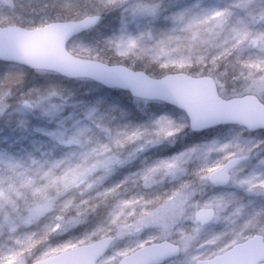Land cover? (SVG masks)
I'll list each match as a JSON object with an SVG mask.
<instances>
[{"label":"clouds","instance_id":"9594fccd","mask_svg":"<svg viewBox=\"0 0 264 264\" xmlns=\"http://www.w3.org/2000/svg\"><path fill=\"white\" fill-rule=\"evenodd\" d=\"M44 262L264 264V0H0V264Z\"/></svg>","mask_w":264,"mask_h":264},{"label":"water","instance_id":"95a60500","mask_svg":"<svg viewBox=\"0 0 264 264\" xmlns=\"http://www.w3.org/2000/svg\"><path fill=\"white\" fill-rule=\"evenodd\" d=\"M33 36L35 39L29 42V46L34 58L44 59L57 55L59 37L55 33H37ZM103 73L114 77L124 76L120 69H104ZM170 87L175 90L176 98L192 112L199 111L204 113L217 103V101L213 102V96L209 87L203 83L181 81L176 82ZM236 103L241 108L247 109L251 107V105L245 101H238Z\"/></svg>","mask_w":264,"mask_h":264},{"label":"snow or ice","instance_id":"6c2138e0","mask_svg":"<svg viewBox=\"0 0 264 264\" xmlns=\"http://www.w3.org/2000/svg\"><path fill=\"white\" fill-rule=\"evenodd\" d=\"M217 15H219V13H217ZM23 39L25 40V54H26V56H28L29 58L36 59L33 57L32 52H31V48L29 46V42L34 40L35 37L33 35H31V36L25 37ZM56 56L62 59V57L60 56V41H58V52H57ZM108 71H111V70H108ZM121 72L124 74V70H121ZM212 100H213V102H216L214 100V98H212ZM193 114H194V116H200L202 113L199 111H193ZM44 264H48V262H44Z\"/></svg>","mask_w":264,"mask_h":264},{"label":"rangeland","instance_id":"374dc122","mask_svg":"<svg viewBox=\"0 0 264 264\" xmlns=\"http://www.w3.org/2000/svg\"><path fill=\"white\" fill-rule=\"evenodd\" d=\"M212 2L214 3H222V0H212ZM123 94H126L124 92H122ZM197 139V137H189L185 143H190L192 142L193 140ZM181 145L180 144H177L174 148H165V149H160V150H157L156 154L157 155H167V154H170L171 152H174L176 149L180 148Z\"/></svg>","mask_w":264,"mask_h":264},{"label":"trees","instance_id":"16d2710c","mask_svg":"<svg viewBox=\"0 0 264 264\" xmlns=\"http://www.w3.org/2000/svg\"><path fill=\"white\" fill-rule=\"evenodd\" d=\"M106 95H110V96H117L119 97L123 102H127L128 101V95L127 94H123L121 91L116 90V89H103L102 90Z\"/></svg>","mask_w":264,"mask_h":264}]
</instances>
